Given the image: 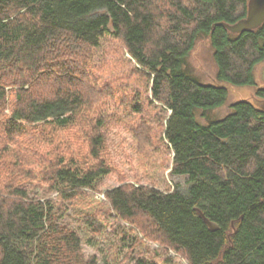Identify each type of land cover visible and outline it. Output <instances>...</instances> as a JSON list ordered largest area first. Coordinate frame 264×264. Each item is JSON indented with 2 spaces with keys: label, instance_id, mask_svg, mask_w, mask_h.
Instances as JSON below:
<instances>
[{
  "label": "trees",
  "instance_id": "16d2710c",
  "mask_svg": "<svg viewBox=\"0 0 264 264\" xmlns=\"http://www.w3.org/2000/svg\"><path fill=\"white\" fill-rule=\"evenodd\" d=\"M248 2L0 0V264H99L63 222L66 203L81 201L94 232L109 216L140 232L129 246L146 249L136 264H156L151 243L164 264L174 252L188 264H264V23L241 34L222 25L245 18ZM203 37L217 67L211 83L189 61ZM113 40L145 84L131 107L137 152L172 154L170 173L184 186L130 183L109 162L100 111L128 79L97 76ZM230 85L256 88L254 99L217 117ZM113 173L120 186L92 200Z\"/></svg>",
  "mask_w": 264,
  "mask_h": 264
},
{
  "label": "rangeland",
  "instance_id": "374dc122",
  "mask_svg": "<svg viewBox=\"0 0 264 264\" xmlns=\"http://www.w3.org/2000/svg\"><path fill=\"white\" fill-rule=\"evenodd\" d=\"M121 53L119 43L114 40L110 41L106 51L97 62V68L100 71V73L97 72V76L102 77L99 78L101 83L114 82L122 76L128 78L119 80L117 88L120 93L114 100L107 98L105 106L100 111V114H104V117L109 119L105 132L109 162L130 183L155 184L162 191H168L176 184L184 186V177L174 176L170 173L172 167L170 157L172 154L167 155L163 149L157 152L150 151L145 156L137 152V141L130 130V126L135 124L136 121L138 122L139 118H134L131 107L135 94H144L145 84L139 77L130 73V66L124 63L125 61L119 59ZM212 54L210 41L203 37L198 41L189 59L196 69V75L206 83L214 82L217 72ZM127 57L129 58L128 55L125 56V58ZM256 80L258 88L264 86L263 65L256 70ZM255 91L256 88L252 87L230 85L226 105L215 111L214 115L220 118L224 117L230 112V106L240 100L253 101ZM147 115L152 126L156 125L158 120H155L152 109H147ZM120 184L119 177L115 173L105 177L100 186V193L91 195V199L104 202L105 197L102 193L118 187ZM53 198L57 200L56 195H53ZM88 202L81 201L76 205L67 202L64 206L67 213L63 219V222L68 224L81 237L86 256H96L99 264H136V260L146 252V249L137 246L130 250L129 246L137 237L139 239L143 238L140 232L137 230L131 232V225L128 222H121L116 216L114 218L109 216L103 221L102 233L94 232L84 221V215L91 211ZM123 231L127 233L128 245L124 242ZM149 246L155 263L164 264L165 252L160 251L156 254L153 251L158 250L159 245L151 243ZM171 255L175 258L173 264H188L185 259L176 257L175 252Z\"/></svg>",
  "mask_w": 264,
  "mask_h": 264
},
{
  "label": "water",
  "instance_id": "95a60500",
  "mask_svg": "<svg viewBox=\"0 0 264 264\" xmlns=\"http://www.w3.org/2000/svg\"><path fill=\"white\" fill-rule=\"evenodd\" d=\"M264 23V0H249L247 16L235 24H222L226 29L234 34H241L243 32L258 29ZM264 72V64H263ZM264 110V103L260 104ZM200 217L208 225L211 231H218L219 226L208 219L200 210H197Z\"/></svg>",
  "mask_w": 264,
  "mask_h": 264
}]
</instances>
